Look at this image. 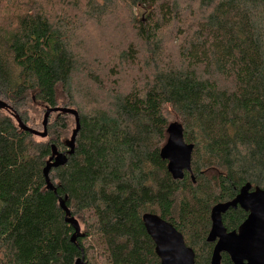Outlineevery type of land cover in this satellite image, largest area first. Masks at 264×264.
Wrapping results in <instances>:
<instances>
[{
    "label": "trees",
    "instance_id": "trees-1",
    "mask_svg": "<svg viewBox=\"0 0 264 264\" xmlns=\"http://www.w3.org/2000/svg\"><path fill=\"white\" fill-rule=\"evenodd\" d=\"M59 1L77 12L106 14L118 4L142 11L145 23L135 21V32L148 47L185 23L165 0ZM42 6L0 0V101L9 106L0 109V264H75L83 255L92 264L98 248L103 264H161L145 214L172 224L196 264H211L213 207L247 184L264 189V0H201L178 64H159L144 87L116 93L111 109L63 107L79 113L81 131L67 165L50 173L56 193L43 171L52 146L68 150L61 138L73 116L52 114L45 139L21 130L15 118L31 128L30 103L61 108L59 90L69 91L79 73L74 37L53 27ZM167 113L195 146L192 174L183 180L160 157ZM60 199L85 227L76 243ZM247 217L231 209L223 224L234 232ZM221 264L233 263L222 255Z\"/></svg>",
    "mask_w": 264,
    "mask_h": 264
},
{
    "label": "rangeland",
    "instance_id": "rangeland-1",
    "mask_svg": "<svg viewBox=\"0 0 264 264\" xmlns=\"http://www.w3.org/2000/svg\"><path fill=\"white\" fill-rule=\"evenodd\" d=\"M42 1L41 9L53 27L74 37L75 50L79 57V73L69 91L59 90V106L71 107L84 113L100 108L111 109L110 105L117 96L116 93H129L135 86L144 87L159 64H178L184 35L191 31V25H194L201 16L199 14L201 0H165L181 14V21L184 20L185 23H177L168 29L160 46L148 47L135 32V21L145 23L146 19L140 10L129 11L118 4L114 10L106 14H100L97 10L77 12L76 7L68 2ZM130 49L135 50L137 54V58L134 59L136 62L131 58ZM46 111V108L36 102L29 104L27 112L35 123L30 125L31 129L44 131ZM166 118L171 124L178 121L171 113H167ZM55 119L56 116H52L49 122L52 123ZM66 121L69 129L61 138L62 141H69L76 129L73 117H68ZM80 226L84 232L85 227L82 224ZM94 252V259L88 262L103 264L99 256L100 249H95Z\"/></svg>",
    "mask_w": 264,
    "mask_h": 264
},
{
    "label": "water",
    "instance_id": "water-1",
    "mask_svg": "<svg viewBox=\"0 0 264 264\" xmlns=\"http://www.w3.org/2000/svg\"><path fill=\"white\" fill-rule=\"evenodd\" d=\"M0 109L9 110V106L0 101ZM56 113L73 116L76 129L71 139L65 142L67 151L60 152L56 146H52V156L43 171L47 189L55 193L56 187L50 179V173L53 169L66 166L69 157L75 154L77 137L81 131L79 113L73 109L48 108L44 116L43 132L27 127L18 116L15 117L21 130L45 139L48 136L49 118ZM167 133L168 140L160 152V157L168 163L167 170L172 178L183 180L186 173L192 174L195 146L185 142V130L178 123L171 124ZM59 204L65 213V222L74 230L71 242L76 243L84 236L80 223L66 206V199H60ZM238 208L245 211L248 217L238 231L228 233L223 224V216L231 209ZM211 223V230L207 237V242L215 245L211 264H221L223 254H227L233 264H264V189H253L250 184L245 185L234 200L213 207ZM143 224L155 244V253L161 264H196L195 252L187 246L183 235L172 224L154 214H145ZM75 264H87L84 255L77 259Z\"/></svg>",
    "mask_w": 264,
    "mask_h": 264
},
{
    "label": "flooded vegetation",
    "instance_id": "flooded-vegetation-1",
    "mask_svg": "<svg viewBox=\"0 0 264 264\" xmlns=\"http://www.w3.org/2000/svg\"><path fill=\"white\" fill-rule=\"evenodd\" d=\"M67 151V150H66ZM211 226H212V223H211ZM225 227V226H224ZM238 231V230H237ZM228 232V231H227ZM228 233H232V232H228ZM215 246V245H214ZM223 255H227V254H223ZM228 256V255H227Z\"/></svg>",
    "mask_w": 264,
    "mask_h": 264
}]
</instances>
